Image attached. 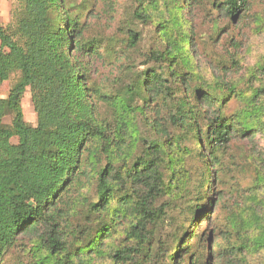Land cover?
Wrapping results in <instances>:
<instances>
[{
  "label": "trees",
  "instance_id": "obj_1",
  "mask_svg": "<svg viewBox=\"0 0 264 264\" xmlns=\"http://www.w3.org/2000/svg\"><path fill=\"white\" fill-rule=\"evenodd\" d=\"M184 1L187 5L192 2L180 0L173 9L166 7L164 35L159 30L166 50L157 54L156 60L170 65L163 72L145 73L144 101L158 105V122L186 131V137L195 133L199 143L204 136L201 123L208 124L207 144L216 154L227 148L238 133L248 137L256 129L264 131V64L251 74L248 92L216 79V84L230 93L229 100L202 86L208 87L209 83L190 55L196 51L190 10L183 5L182 12H186H178ZM250 7L251 0H225L220 6L233 21L247 14ZM131 41L136 43L138 36L133 35ZM85 47L79 22L65 10L64 0H14L12 24L7 27L0 22V88L17 76L7 97H0V264L24 237L33 244L34 264H92L93 256L101 253L100 239L108 228L103 227L94 238L72 244V189L91 166L96 172L99 199L91 206L93 211L101 213L109 208L114 184L130 191L131 196H125L134 218L126 231L129 242H144L163 211L154 210L155 203L172 191L159 166L162 149L158 143H151L132 166L124 165V172L116 170V162L125 156L126 137H135L121 128L115 138H110L99 126L89 70L75 56L82 54ZM232 63L237 64L234 60ZM195 82L202 88L194 90ZM28 90L36 126L29 125L24 116L22 104ZM234 98L244 109L230 120L224 116V109ZM7 116L11 117L10 125L4 122ZM160 124L155 125L158 131ZM104 154L109 163L101 168ZM207 161L210 173L218 157H208ZM262 201L260 212L252 213L254 223L235 214L227 219V228L221 231L225 246L210 240L215 264H249L247 255L251 249H264ZM208 212L203 205L197 221ZM119 213L126 215V208ZM252 227L260 230L259 234L250 235ZM252 239L258 240L254 248L249 244ZM177 242L181 258L188 248L182 246V240ZM138 251L137 247L116 250L114 264L133 263ZM176 258L175 255L173 259L178 262Z\"/></svg>",
  "mask_w": 264,
  "mask_h": 264
},
{
  "label": "rangeland",
  "instance_id": "obj_2",
  "mask_svg": "<svg viewBox=\"0 0 264 264\" xmlns=\"http://www.w3.org/2000/svg\"><path fill=\"white\" fill-rule=\"evenodd\" d=\"M191 1L189 5L186 1L180 3L178 12H186H182L183 5L190 10L196 30V51L190 55L209 83L208 87L202 86L211 88L224 100L230 99V93L222 85L219 87L216 79L248 92L251 74L264 64V0H251L250 11L235 21L220 8L225 0ZM179 2L64 0L65 10L78 20L83 34L85 50L75 56L89 70L92 103L99 126L110 138H115L121 128L135 137H126L125 156L116 162V170L124 172V165L132 166L151 143H158L162 149L159 166L166 185L172 188L170 195H164L155 203L153 209L159 212L162 208L163 211L144 242H129L126 231L134 218L126 206L125 196H131L130 191L114 184L109 208L101 213L93 211L91 206L99 202L98 183L94 167L88 168L81 182L72 189V244L94 238L103 227L108 228L100 239L101 253L93 256L92 264H114V252L126 247L139 250L130 264H215V257L209 250L210 240L226 245L221 231L227 228V219L235 214L254 223L251 216L255 210L260 212V200L264 208V131L256 129V133L248 137L238 133L227 148L215 154L207 144L208 124L201 123L204 136L199 143L195 133L186 137V131L162 120L158 122V105L144 101L147 96L142 85L145 73L163 72L170 65L167 61L156 60L157 54L166 50L159 30L164 35L166 7L171 10ZM13 10L14 0H0L3 26L12 24ZM133 35L138 36L136 43L131 41ZM16 79L17 76H13L2 84L1 98L7 97ZM201 88L197 82L193 83L194 90ZM195 97L194 93L192 98ZM22 105L26 122L36 126L30 90ZM243 109V104L234 98L227 103L224 116L234 119ZM4 122L10 125L11 117L7 116ZM154 122L161 123L159 131ZM211 156L214 159L217 156L218 162L209 173L207 164L212 158L208 161L207 158ZM108 163L107 156L102 155L100 167L105 168ZM256 197L258 202L254 204ZM203 205L209 212L197 221ZM124 208L126 215L119 213ZM251 229L250 235L252 232L259 234L260 230ZM177 240H182V246L188 248L181 258L177 253ZM257 241H250L252 248ZM32 245L30 238L20 239L8 251L3 264H34ZM175 255L178 262L173 259ZM247 259L249 264H264V249L258 252L251 249Z\"/></svg>",
  "mask_w": 264,
  "mask_h": 264
}]
</instances>
